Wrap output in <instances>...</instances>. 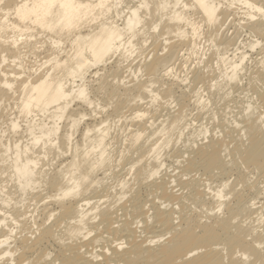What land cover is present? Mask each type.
I'll use <instances>...</instances> for the list:
<instances>
[{
	"label": "bare ground",
	"instance_id": "bare-ground-1",
	"mask_svg": "<svg viewBox=\"0 0 264 264\" xmlns=\"http://www.w3.org/2000/svg\"><path fill=\"white\" fill-rule=\"evenodd\" d=\"M0 264H264V0H0Z\"/></svg>",
	"mask_w": 264,
	"mask_h": 264
}]
</instances>
